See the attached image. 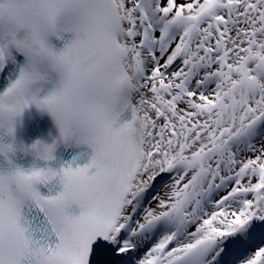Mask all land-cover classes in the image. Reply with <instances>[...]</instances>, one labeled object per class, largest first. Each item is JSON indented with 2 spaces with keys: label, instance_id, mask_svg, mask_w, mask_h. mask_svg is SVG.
Listing matches in <instances>:
<instances>
[{
  "label": "snow or ice",
  "instance_id": "obj_1",
  "mask_svg": "<svg viewBox=\"0 0 264 264\" xmlns=\"http://www.w3.org/2000/svg\"><path fill=\"white\" fill-rule=\"evenodd\" d=\"M105 53L120 111L87 163L37 141L44 167L0 172V264H264V0H0V130L35 105L74 139Z\"/></svg>",
  "mask_w": 264,
  "mask_h": 264
},
{
  "label": "clouds",
  "instance_id": "obj_2",
  "mask_svg": "<svg viewBox=\"0 0 264 264\" xmlns=\"http://www.w3.org/2000/svg\"><path fill=\"white\" fill-rule=\"evenodd\" d=\"M115 59L109 58L105 53V58L95 73L88 89L89 102L99 105V108L92 113H85L79 98H74L70 104L73 123L77 124V132L73 137H69L68 142L77 145H87L91 148L93 141L102 142L108 135L109 127L115 123L120 107L116 101L118 92L112 87V77L117 70ZM49 114L59 129L57 116L47 108L39 109ZM60 114L65 115V107L62 104ZM6 116L0 117V127L4 126ZM85 121L84 131L81 132L79 124Z\"/></svg>",
  "mask_w": 264,
  "mask_h": 264
}]
</instances>
